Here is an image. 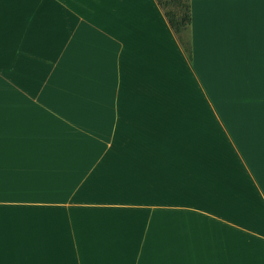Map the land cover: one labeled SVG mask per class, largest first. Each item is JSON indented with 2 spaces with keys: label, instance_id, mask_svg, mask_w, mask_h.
I'll return each instance as SVG.
<instances>
[{
  "label": "crops",
  "instance_id": "1",
  "mask_svg": "<svg viewBox=\"0 0 264 264\" xmlns=\"http://www.w3.org/2000/svg\"><path fill=\"white\" fill-rule=\"evenodd\" d=\"M218 1L190 60L155 0H0V264H264V16Z\"/></svg>",
  "mask_w": 264,
  "mask_h": 264
},
{
  "label": "rangeland",
  "instance_id": "2",
  "mask_svg": "<svg viewBox=\"0 0 264 264\" xmlns=\"http://www.w3.org/2000/svg\"><path fill=\"white\" fill-rule=\"evenodd\" d=\"M205 10L199 9L196 12L197 24L207 21L213 32H218L222 27L234 25L236 27H247L257 25L264 16V3L254 0L241 1H218L205 3ZM200 24V23H199ZM189 40L186 35H183Z\"/></svg>",
  "mask_w": 264,
  "mask_h": 264
},
{
  "label": "trees",
  "instance_id": "3",
  "mask_svg": "<svg viewBox=\"0 0 264 264\" xmlns=\"http://www.w3.org/2000/svg\"><path fill=\"white\" fill-rule=\"evenodd\" d=\"M162 10L165 19L173 33L177 36L188 58L191 60L192 52L190 43L183 35L191 24V8L189 0H155Z\"/></svg>",
  "mask_w": 264,
  "mask_h": 264
}]
</instances>
